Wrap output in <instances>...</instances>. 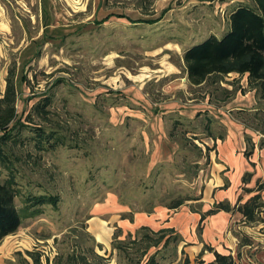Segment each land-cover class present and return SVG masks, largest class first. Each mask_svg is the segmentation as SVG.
<instances>
[{"label": "rangeland", "instance_id": "1", "mask_svg": "<svg viewBox=\"0 0 264 264\" xmlns=\"http://www.w3.org/2000/svg\"><path fill=\"white\" fill-rule=\"evenodd\" d=\"M241 5L255 4L0 0V91L10 70L18 91L8 147L22 191L16 201L22 207L27 194L59 198L0 243V264L34 250L44 264L73 252L88 264L145 263L155 253L161 264H183L186 256L195 264L201 242L240 252L241 264H264V210L249 224L238 216L219 227L200 219L219 177L211 135L226 139L231 119L264 130V112L251 111L253 98L264 107V92L237 74L192 87L184 71L185 50L222 37ZM41 127L66 145L53 139L39 148ZM8 175L0 167V179ZM163 228H175L180 240L167 233V244L142 255L144 234L156 239L151 231ZM243 237L252 242L241 245Z\"/></svg>", "mask_w": 264, "mask_h": 264}, {"label": "trees", "instance_id": "2", "mask_svg": "<svg viewBox=\"0 0 264 264\" xmlns=\"http://www.w3.org/2000/svg\"><path fill=\"white\" fill-rule=\"evenodd\" d=\"M252 1L255 4L253 7L241 5L231 11L228 18L229 29L222 37L212 35L185 50L183 56L184 71L192 87H202L209 83L217 84L223 77L237 74L241 77L247 75L248 85L264 92V0ZM17 99L15 71L10 70L6 77L5 90L4 92L0 91V132L2 133L0 136V167L9 173L5 180L0 179V243L7 236L15 234L25 219L40 215L44 205L51 204L56 207L59 203V198L52 195L27 194L23 196V206L19 207L17 204L16 200L22 196V191L16 177L15 164L8 152L9 143L13 138L12 130L16 129V125L12 127L11 125L16 122L18 117ZM38 129L35 140H37L36 144L39 148L42 149L45 143H51L53 139L57 144L66 145L58 134H48L46 129L42 127ZM211 137L216 142L217 139L213 134ZM207 149L209 152L212 151V148L207 147ZM263 190L264 184H260L256 190L247 189L248 192L257 191L258 193L250 197L245 203H239L234 207L229 203H217L202 214L201 220L220 211H227L239 212L244 224L258 222L260 213L264 208V199L261 194ZM185 200L187 198L178 199L169 208L177 209L184 204ZM151 233H157L159 236L155 239L149 233L144 234L149 244L142 255H146L151 248L160 246L162 241L166 239L167 233L173 234L176 241L180 240L175 228H163L157 232L151 231ZM115 238H117L116 234ZM168 241L166 239L165 244ZM251 242L252 240L247 237L241 239V245H247ZM112 243L113 248H121V251L126 253L127 248L121 245L116 246L114 241ZM205 249L214 252L215 260L209 263L199 260L196 264H240V252L235 257L232 254H221L214 251L210 246H205ZM73 253L66 257L61 254L56 258L54 264H88L86 256ZM203 253L202 251L199 257ZM26 255L27 257L19 252L18 263L10 261L9 264H44L40 252L26 251ZM135 264L161 263L157 260V253H155L149 256L145 263L139 259ZM168 264H173V262ZM183 264H191L188 256L185 257Z\"/></svg>", "mask_w": 264, "mask_h": 264}, {"label": "crops", "instance_id": "3", "mask_svg": "<svg viewBox=\"0 0 264 264\" xmlns=\"http://www.w3.org/2000/svg\"><path fill=\"white\" fill-rule=\"evenodd\" d=\"M245 77L248 83V76L245 75ZM261 102H263L262 99L253 98L254 106L251 108V111L258 112L262 110L264 112V107H261L259 104ZM235 109L239 110L242 108ZM229 123L231 125L227 124V138H217V140L221 139L219 141L220 143H217V140L215 142L217 150L214 149L216 159L214 164L218 167L217 171L219 177L214 178V181L211 182L212 184L209 188L212 198V202H209V209L213 208L215 204L221 202L229 203L232 207L239 203L243 204L250 197L258 193L257 191L248 192L246 191L247 189L256 190L260 184H264V132L258 129H250L251 127L245 129L242 123L237 122L235 119H231ZM249 132L252 133V136H249ZM246 135H248V138H251V144L248 143ZM245 177L247 179L246 181ZM261 194L264 199V190ZM237 216L242 218V215L239 212L233 213L220 211L208 217H211V223L213 222V224L219 227L220 225L218 224L221 223V221H223L221 224L227 225ZM201 217L202 215L200 214V219ZM205 246H210L214 251L221 254H231L230 251L222 252L208 243L204 244L201 242V246L198 247L196 256H199L202 251L204 253L202 256L197 257L198 261L203 260L205 263H209L215 260L214 252L205 249ZM207 252L209 257L206 259L203 256Z\"/></svg>", "mask_w": 264, "mask_h": 264}, {"label": "bare ground", "instance_id": "4", "mask_svg": "<svg viewBox=\"0 0 264 264\" xmlns=\"http://www.w3.org/2000/svg\"><path fill=\"white\" fill-rule=\"evenodd\" d=\"M140 222V221H139Z\"/></svg>", "mask_w": 264, "mask_h": 264}, {"label": "built area", "instance_id": "5", "mask_svg": "<svg viewBox=\"0 0 264 264\" xmlns=\"http://www.w3.org/2000/svg\"><path fill=\"white\" fill-rule=\"evenodd\" d=\"M263 136V135H262Z\"/></svg>", "mask_w": 264, "mask_h": 264}]
</instances>
